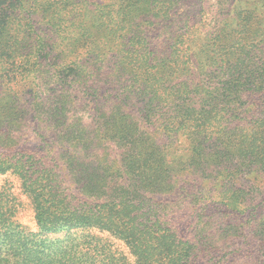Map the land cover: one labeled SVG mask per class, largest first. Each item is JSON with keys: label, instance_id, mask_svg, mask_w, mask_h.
<instances>
[{"label": "trees", "instance_id": "trees-1", "mask_svg": "<svg viewBox=\"0 0 264 264\" xmlns=\"http://www.w3.org/2000/svg\"><path fill=\"white\" fill-rule=\"evenodd\" d=\"M6 174L0 264H264V0H0Z\"/></svg>", "mask_w": 264, "mask_h": 264}, {"label": "rangeland", "instance_id": "rangeland-1", "mask_svg": "<svg viewBox=\"0 0 264 264\" xmlns=\"http://www.w3.org/2000/svg\"><path fill=\"white\" fill-rule=\"evenodd\" d=\"M247 9H255V6L253 4H250L246 6ZM198 26L203 27L202 25L197 24ZM8 186L10 184L11 186H14L13 192L16 194V196H19L21 200L28 201L25 196H23L22 189L20 187V184L16 180L14 176L11 175H0V190L4 186ZM21 222L31 229H35V222L33 220V212L31 210H26L21 216H20Z\"/></svg>", "mask_w": 264, "mask_h": 264}]
</instances>
